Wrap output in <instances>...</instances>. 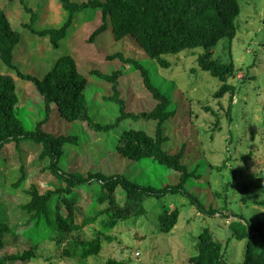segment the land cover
I'll use <instances>...</instances> for the list:
<instances>
[{
	"label": "rangeland",
	"instance_id": "rangeland-1",
	"mask_svg": "<svg viewBox=\"0 0 264 264\" xmlns=\"http://www.w3.org/2000/svg\"><path fill=\"white\" fill-rule=\"evenodd\" d=\"M21 1L0 0V8L20 36L13 51V62L19 71L42 78L59 57L70 55L87 81L84 94L88 113L95 123L104 125L113 123L118 117L119 104L112 100V82L99 74L111 76L122 72L117 78L118 98L123 101L126 112H149L156 105L144 84L141 70L116 55L136 61L147 72L150 83L170 100L168 110L174 114L162 126L166 137L163 147L176 153L184 146L182 164L193 173L186 186L188 191L206 208L212 207L226 216H205L179 194L161 199L147 198L143 202L146 214L119 223L106 232L98 255L86 260L65 257L66 242L57 247L46 224L41 223L39 228L30 226L26 231L21 227L25 216L20 206L29 200L26 191L30 185L45 191L58 184L46 168L48 161L39 160L40 146L22 140L0 150V220L5 219L11 228L16 227V234L6 237L0 255L36 245L33 246L36 258L27 264H181L197 253L198 235L207 228L222 244L226 264L241 262L245 241L231 236L229 224L233 218L228 217L230 212L242 214L248 221L264 219V0L240 1L235 38L231 42L221 41L212 50L213 58L224 63L233 61L236 70V75L229 80L236 93L222 98L215 97L221 82L197 65V56L203 52L201 48L166 55L164 58L170 66L160 67L130 36L115 41L110 27L90 40L102 24L99 9H85L74 14L65 36L58 47H53L48 35L39 36L27 26L36 31L62 27L67 13L61 4L57 0ZM26 8L36 14L35 22ZM0 74L15 79L18 99L15 114L25 131H33L45 118L42 96L31 82L17 78L1 62ZM51 110L42 130L54 135H71L76 140L63 147L59 165L65 172L122 174L132 182L156 188L178 182V173L159 164L158 168L163 171H154L151 179H145L143 169L139 168L140 161L125 159L115 151L123 131L145 130L153 135L156 122L124 120L110 132H95L85 123L60 118L54 105ZM22 173L25 181L14 187ZM116 191L118 202L123 203L124 191L120 188ZM76 192V206L83 214L89 213L95 191L83 187ZM225 202L229 210L223 208ZM163 208L180 211L169 233L160 232L158 227L157 215ZM95 211L98 210L91 215L95 216ZM81 220L79 217L78 221ZM100 220L98 215L94 223L74 233L81 239L92 240L100 231Z\"/></svg>",
	"mask_w": 264,
	"mask_h": 264
},
{
	"label": "trees",
	"instance_id": "trees-1",
	"mask_svg": "<svg viewBox=\"0 0 264 264\" xmlns=\"http://www.w3.org/2000/svg\"><path fill=\"white\" fill-rule=\"evenodd\" d=\"M57 1L67 13V20L62 27L36 31L27 26L32 33L39 36L48 35L53 47H58V42L65 36L74 20V14L85 9H99L102 24L92 33L90 40H94L110 27L115 41L130 36L149 58L163 68L170 66L164 56L201 48L203 52L197 56L199 69L221 82L215 97L235 95L236 88L229 83L230 78L236 75L233 61L224 63L219 58H213L212 50L221 41L231 42L235 38L239 28L236 19L241 13L240 1L243 0H88L82 3L71 0ZM20 2L22 3L21 0ZM26 9L31 14L32 21L36 20L33 10ZM19 41V34L12 28L5 12L0 8V62L13 71L17 78L31 82L42 96L45 107L44 120L37 123L33 131H25L15 114L18 102L15 79L11 75L0 74V150L12 142H33L40 146L39 160L48 161L46 168L58 182L57 186L45 191L30 185L26 191L29 200L20 206L25 216L21 224L24 231L30 226L39 228L41 223H44L50 229V238L55 241L57 247L63 241L66 242L63 249L65 257L77 256L86 260L100 253L101 241L106 232L119 223L146 214L143 202L147 198L161 199L166 195L179 194L205 216H226L217 209L206 208L200 199L188 191L186 186L193 173L182 164L184 146L176 153L164 149L166 137L163 135L162 126L174 113L168 110L169 98L150 83L142 66L132 59H125L122 54L116 55L121 61L141 70L144 84L152 93L156 105L149 112H126L123 101L118 98L117 78L122 72H115L111 76L99 74L101 78L112 82V100L119 104V115L114 122L101 125L95 123L88 113L84 94L87 81L79 73L75 60L70 55L59 57L52 69L42 78L24 74L13 62V51ZM52 105L60 118L68 122L85 123L95 132H110L124 120L156 122L153 135L145 130L123 131L115 151L120 157L131 161L155 160L157 164L178 173V182L156 188L132 182L122 174L89 172L84 175L80 172H65L59 165L63 147L67 143H76V140L71 135H54L42 130L44 121L52 111ZM24 181L22 173L14 187H19ZM262 186L264 190V184ZM83 187H91L95 191L89 213L86 214L76 206V190ZM117 188L125 193L123 203L117 200ZM101 207L102 210H99ZM223 208L229 210L226 202ZM94 210H98L95 211V216L91 215ZM179 212L178 208H163L160 211L157 215L160 232L169 233L174 228ZM98 215L101 216L100 231L95 238L84 240L74 233L94 223ZM79 217H82L81 222L78 221ZM228 217L233 218L229 224L231 236L238 241H245L243 257L238 264H264V219L248 221L242 214L234 212H230ZM14 234L16 227L11 228L7 220H0V253L6 245V237ZM33 246L36 245L13 254L0 255V264H27L33 261L36 258V247ZM181 264H226L223 246L214 239L209 229L205 228L198 235L197 253L187 257Z\"/></svg>",
	"mask_w": 264,
	"mask_h": 264
},
{
	"label": "clouds",
	"instance_id": "clouds-1",
	"mask_svg": "<svg viewBox=\"0 0 264 264\" xmlns=\"http://www.w3.org/2000/svg\"><path fill=\"white\" fill-rule=\"evenodd\" d=\"M139 168L143 169L145 179H151L154 171H163L162 169L158 168L157 162L152 159L141 160L139 163ZM192 244H194V242H192ZM189 247L191 249L192 245L190 244ZM192 250L193 254H195L194 249Z\"/></svg>",
	"mask_w": 264,
	"mask_h": 264
}]
</instances>
